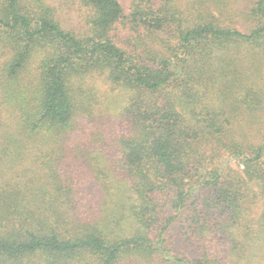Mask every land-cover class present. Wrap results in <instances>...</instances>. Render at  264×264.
I'll list each match as a JSON object with an SVG mask.
<instances>
[{"label":"trees","instance_id":"16d2710c","mask_svg":"<svg viewBox=\"0 0 264 264\" xmlns=\"http://www.w3.org/2000/svg\"><path fill=\"white\" fill-rule=\"evenodd\" d=\"M0 264H264V0H0Z\"/></svg>","mask_w":264,"mask_h":264},{"label":"rangeland","instance_id":"374dc122","mask_svg":"<svg viewBox=\"0 0 264 264\" xmlns=\"http://www.w3.org/2000/svg\"><path fill=\"white\" fill-rule=\"evenodd\" d=\"M229 159H231L232 162H235L236 161V158L235 157H228Z\"/></svg>","mask_w":264,"mask_h":264}]
</instances>
